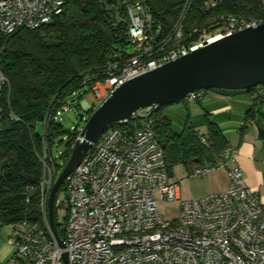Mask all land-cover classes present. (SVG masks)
<instances>
[{"label": "built area", "instance_id": "1", "mask_svg": "<svg viewBox=\"0 0 264 264\" xmlns=\"http://www.w3.org/2000/svg\"><path fill=\"white\" fill-rule=\"evenodd\" d=\"M122 1L130 48L104 78L91 85L97 105L125 81L184 56L204 42L259 24L256 19L228 15L212 28L192 30L187 36L196 33V40L188 42L183 23L190 0H185L165 33L152 28L151 16L141 2ZM216 2L212 0L213 5ZM63 3L0 0V32L9 35L21 28L35 29L60 13ZM6 86L8 80L0 70V111ZM199 97L195 91L184 99ZM83 100L84 109L92 106L84 100L86 108ZM66 109L61 104V111L49 117L55 120ZM143 110L108 125L66 177L65 200L54 201L55 206L63 203L67 208L64 221L58 223L63 248L46 213L56 168L48 164L44 152L42 223L11 228L8 239L15 251L5 264H63V252L68 264H264V198L245 183L237 167H229L225 190L182 198L180 181L172 179L166 169L163 149L149 120L151 112ZM233 157L228 146L217 163L192 172L201 176L227 166ZM160 201L178 203L173 219L159 213Z\"/></svg>", "mask_w": 264, "mask_h": 264}, {"label": "trees", "instance_id": "2", "mask_svg": "<svg viewBox=\"0 0 264 264\" xmlns=\"http://www.w3.org/2000/svg\"><path fill=\"white\" fill-rule=\"evenodd\" d=\"M63 6L50 21L35 29L21 28L9 35L0 32V70L8 80L3 90L0 111V223L10 228L23 223H42L40 205L43 155L48 163L61 169L67 162L79 130L68 133L62 125L66 110H80L81 101L91 85L106 75L130 48L127 13L122 0H63ZM141 2L151 16L152 28L165 33L173 26L185 0H125ZM228 15L252 18L264 23L262 0H190L183 23L186 41L196 40L194 29H208ZM224 94L244 93L250 99L239 131L254 125L264 139V85L244 90L208 89ZM95 101V100H94ZM185 104L187 100H182ZM57 113L53 120L49 113ZM94 104V105H93ZM96 102L86 110H94ZM165 106V105H164ZM164 106L146 108L151 112V127L163 149L166 169L181 161L189 170L209 167L222 158L228 139L208 112L203 113L199 132L192 123L174 131ZM139 111L137 114L141 113ZM12 113L14 117H10ZM79 119L85 122L82 114ZM41 125V131L38 126ZM132 126V125H131ZM67 135V136H66ZM64 148L56 154L52 148ZM51 160V161H50ZM60 173V172H59ZM56 178V176H55ZM65 181L60 186L64 188ZM59 188V189H60ZM56 200V196H55ZM54 200V201H55ZM54 222L59 236L62 231ZM48 215V208H46Z\"/></svg>", "mask_w": 264, "mask_h": 264}, {"label": "water", "instance_id": "3", "mask_svg": "<svg viewBox=\"0 0 264 264\" xmlns=\"http://www.w3.org/2000/svg\"><path fill=\"white\" fill-rule=\"evenodd\" d=\"M258 85H264V23L204 42L188 54L119 85L85 120L49 192L48 220L59 247H64V240L54 222L56 193L108 125L148 107L178 103L190 92L244 90ZM62 261L68 264L65 252Z\"/></svg>", "mask_w": 264, "mask_h": 264}, {"label": "crops", "instance_id": "4", "mask_svg": "<svg viewBox=\"0 0 264 264\" xmlns=\"http://www.w3.org/2000/svg\"><path fill=\"white\" fill-rule=\"evenodd\" d=\"M203 101L205 107L201 108V113L208 112L209 117L219 125L234 154V157L228 160L227 166L208 170L201 175L202 177L208 175L207 182L213 188L211 192L225 190L229 183V167H237L245 183L264 198V139L259 137L255 126L251 124L244 132L239 131V125L250 104V99L244 93L224 94L209 90L202 94L198 102ZM200 116L203 119V115ZM9 229L11 230L10 226ZM5 243L0 233V264H5L15 251L8 243Z\"/></svg>", "mask_w": 264, "mask_h": 264}, {"label": "rangeland", "instance_id": "5", "mask_svg": "<svg viewBox=\"0 0 264 264\" xmlns=\"http://www.w3.org/2000/svg\"><path fill=\"white\" fill-rule=\"evenodd\" d=\"M202 91L203 90H201V92ZM84 100L90 104L95 103L92 91H88L86 93V95L84 96ZM84 100L82 104L86 107V103ZM202 107H205L204 101L200 103L197 100H193L187 102L186 104L183 101H180L178 103L165 105L163 109V113L165 114V116H167L170 119L174 131L180 132L184 128L185 124L189 122L195 125L196 129L199 132H202L205 131V127L202 124H200V122H202V118L200 115L201 114L203 115V113H201L200 111L202 110L201 109ZM86 110H88V108ZM86 110L84 108H81L80 110H75L73 108H70L65 111L64 113L65 119L62 121V125L68 133H72L76 130L81 129L84 122L79 119V114H82L85 118H87L89 114ZM41 128H42L41 125H39L38 130L41 131L42 130ZM63 148H64L63 144H60L57 147H53L52 153L56 154L58 151L62 150ZM192 171L193 169L189 170L188 167L181 161L180 162L177 161L172 164L171 178L180 181V191L182 198L202 196L210 193L213 189L212 185L208 184L207 182L208 175L202 177L200 175L194 174ZM55 172L57 177L60 170L55 169ZM56 199L62 202L65 200L64 188L58 189L56 193ZM177 207H178V203L176 202L160 201L158 203L159 213L168 220H171L176 216ZM66 213H67L66 205L62 203L60 207L56 208V223H62L64 221ZM9 231H10L9 226L3 225L1 227L0 233L3 235L4 241L8 243L13 250H15L14 246L9 243V239H8L10 233ZM5 234H7L8 236Z\"/></svg>", "mask_w": 264, "mask_h": 264}, {"label": "bare ground", "instance_id": "6", "mask_svg": "<svg viewBox=\"0 0 264 264\" xmlns=\"http://www.w3.org/2000/svg\"><path fill=\"white\" fill-rule=\"evenodd\" d=\"M55 200V199H54Z\"/></svg>", "mask_w": 264, "mask_h": 264}]
</instances>
